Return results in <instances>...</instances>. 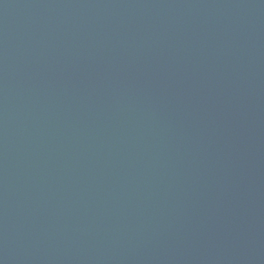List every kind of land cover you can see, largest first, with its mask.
Masks as SVG:
<instances>
[{"label": "water", "instance_id": "95a60500", "mask_svg": "<svg viewBox=\"0 0 264 264\" xmlns=\"http://www.w3.org/2000/svg\"><path fill=\"white\" fill-rule=\"evenodd\" d=\"M0 264H264V0H0Z\"/></svg>", "mask_w": 264, "mask_h": 264}]
</instances>
